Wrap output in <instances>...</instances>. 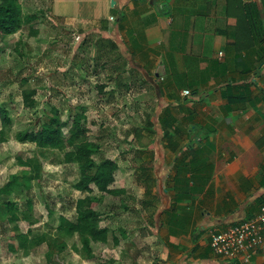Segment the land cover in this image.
I'll return each mask as SVG.
<instances>
[{"label":"crops","instance_id":"1","mask_svg":"<svg viewBox=\"0 0 264 264\" xmlns=\"http://www.w3.org/2000/svg\"><path fill=\"white\" fill-rule=\"evenodd\" d=\"M244 4L258 10L256 40L242 32ZM49 9L111 61L114 91L140 85L162 101L160 145L149 153L157 176L154 160L138 165L155 177L158 202L145 253L155 264H264L260 249L242 262L210 246L213 231L264 204V0H50ZM102 38L115 54L97 51Z\"/></svg>","mask_w":264,"mask_h":264},{"label":"rangeland","instance_id":"2","mask_svg":"<svg viewBox=\"0 0 264 264\" xmlns=\"http://www.w3.org/2000/svg\"><path fill=\"white\" fill-rule=\"evenodd\" d=\"M20 1L25 16L33 14L35 19L0 37V107H6L12 120L3 124L0 116V188L14 175L20 176L9 195H0V264H155V253H145L156 228L142 205L145 187L138 165L141 158L148 163L154 160L153 175L157 176V159L149 153L160 145L162 101L140 85L122 93L114 91L111 61L104 63L105 58L95 55L92 44L84 47L83 34L51 14L50 0ZM24 87L35 89V106L24 105ZM80 105L87 108L89 139L100 144L95 158L117 161L112 186L124 189L118 196L98 190L89 194L98 199L93 203L98 227L108 228L107 239L92 241L90 253L83 249L80 236L67 235L61 228V216L75 220L77 200L87 195L75 187L78 164L66 161V151L72 147L41 148L16 138L18 132L38 129L54 112L67 122L63 128L67 132ZM150 120L153 128L146 130ZM182 123L172 124L183 128ZM134 127L142 129V143L135 138ZM25 174L36 177L27 185ZM155 189L160 193L163 188L156 185ZM4 199L15 202L16 223L28 232L25 248L17 246L15 223L9 220Z\"/></svg>","mask_w":264,"mask_h":264},{"label":"trees","instance_id":"3","mask_svg":"<svg viewBox=\"0 0 264 264\" xmlns=\"http://www.w3.org/2000/svg\"><path fill=\"white\" fill-rule=\"evenodd\" d=\"M240 16L245 18L244 25L241 29L242 32L246 33L247 38L256 40L260 36L262 31V25L259 20L258 10L253 5L244 4ZM243 13V14H242ZM238 16L239 19L241 17ZM35 15L29 14L25 16L20 0H0V37L5 38L23 28L29 22L35 19ZM245 35V34H244ZM92 38L87 36L83 40V46L91 45ZM97 51L99 48L109 47V53H103V56L109 57L115 54L117 51V45L109 39H99L94 43ZM122 76L120 72L117 77ZM27 81L23 79L22 84ZM119 83L122 84L121 80ZM24 86V85H23ZM104 86H100V89ZM102 90V89H101ZM35 89L24 87L22 90L23 103L26 107H33L37 104V100L34 98ZM87 108L80 105V109L74 112L72 124L68 131H64V126L67 125L66 121H61L57 112L48 115L47 119L40 123L38 129L25 130L18 132L16 138L19 141H32L41 148L53 147L57 149H66L72 147L66 151V161H74L80 168V177L75 183V187L81 192L87 193V195L80 197L77 200V211L78 216L75 220L69 219L65 216H61L62 226L61 228L67 235L77 234L80 236V240L83 245V249L87 253L91 252L92 241H104L107 239L108 228L98 227V212L94 209L93 203L97 202L98 199L92 198L89 194L95 190L100 191L103 194H110L114 196L121 195L124 189L112 186L116 180L117 171L119 164L112 158H103L97 160L95 154L100 149V144L88 137L87 121ZM6 107H0L1 122L3 124H11V117L7 113ZM153 121H147L145 127L146 130L153 128ZM171 126L168 121L163 123V129ZM133 133L135 138L139 142H143V132L140 127H134ZM36 169H39L37 166ZM38 173V172H37ZM143 178V187H145L144 198L142 199V205L147 208L151 216H154L157 210V195L154 192V182L149 177L148 167H143L140 173ZM33 176L27 174L24 175L23 183L27 185L31 181ZM36 177V176H34ZM33 177V178H34ZM19 175H14L13 178L7 182L3 187L0 188V195H9L12 188L18 184ZM4 205L10 211L9 220L13 225L15 231V237L17 239L18 248H25L28 245V232L20 230L18 224V214L14 211L15 202L9 199H4ZM31 207V202H29Z\"/></svg>","mask_w":264,"mask_h":264},{"label":"built area","instance_id":"4","mask_svg":"<svg viewBox=\"0 0 264 264\" xmlns=\"http://www.w3.org/2000/svg\"><path fill=\"white\" fill-rule=\"evenodd\" d=\"M190 94L189 89L183 91L185 96ZM210 246L215 254L227 259L238 258L242 262H249L254 250L264 252V204L254 216L213 231Z\"/></svg>","mask_w":264,"mask_h":264}]
</instances>
